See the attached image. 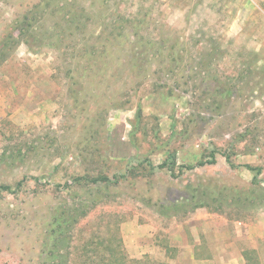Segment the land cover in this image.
I'll use <instances>...</instances> for the list:
<instances>
[{
    "label": "rangeland",
    "instance_id": "1",
    "mask_svg": "<svg viewBox=\"0 0 264 264\" xmlns=\"http://www.w3.org/2000/svg\"><path fill=\"white\" fill-rule=\"evenodd\" d=\"M3 185L0 264H171L194 209L264 210V0H0Z\"/></svg>",
    "mask_w": 264,
    "mask_h": 264
},
{
    "label": "crops",
    "instance_id": "2",
    "mask_svg": "<svg viewBox=\"0 0 264 264\" xmlns=\"http://www.w3.org/2000/svg\"><path fill=\"white\" fill-rule=\"evenodd\" d=\"M175 226L176 230L168 229L164 234L169 239L178 236L181 241L177 259H170L171 264H264V210L253 217L235 219L198 207ZM138 228L133 254L153 251L158 246L156 238L148 237H154L153 231L145 235Z\"/></svg>",
    "mask_w": 264,
    "mask_h": 264
},
{
    "label": "trees",
    "instance_id": "3",
    "mask_svg": "<svg viewBox=\"0 0 264 264\" xmlns=\"http://www.w3.org/2000/svg\"><path fill=\"white\" fill-rule=\"evenodd\" d=\"M212 162H213V161H210V163H212ZM197 164H198V165H203L204 162H203V161H199ZM246 167H247L248 169L253 170V168L250 167L249 165H246ZM186 168H190V169H191V168H193V165H188ZM257 174H259V169H256V173L254 174V177L257 176ZM104 178H105V177H103V179H104ZM94 180H95V179H94ZM104 180H106V179H104ZM252 183H253V182H252ZM0 188L8 189L9 187H8L7 185H3V186H0ZM53 252H54V251H52V249H51L50 252H48V255H47L46 260H47V259H50V258H52V257L54 256Z\"/></svg>",
    "mask_w": 264,
    "mask_h": 264
}]
</instances>
